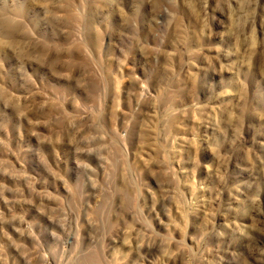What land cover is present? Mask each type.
Listing matches in <instances>:
<instances>
[{
    "label": "rangeland",
    "instance_id": "obj_1",
    "mask_svg": "<svg viewBox=\"0 0 264 264\" xmlns=\"http://www.w3.org/2000/svg\"><path fill=\"white\" fill-rule=\"evenodd\" d=\"M0 264H264V0H0Z\"/></svg>",
    "mask_w": 264,
    "mask_h": 264
}]
</instances>
